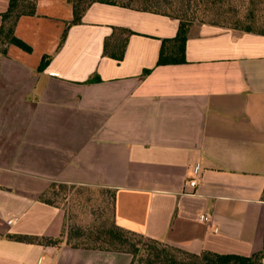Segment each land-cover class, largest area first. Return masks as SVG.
Returning <instances> with one entry per match:
<instances>
[{"label":"crops","instance_id":"0c3cea01","mask_svg":"<svg viewBox=\"0 0 264 264\" xmlns=\"http://www.w3.org/2000/svg\"><path fill=\"white\" fill-rule=\"evenodd\" d=\"M72 20L68 0H35L13 32L31 53L0 46V264H132L7 239L60 238L64 211L39 201L52 185L112 191L124 230L264 264V36L191 24L185 62L157 66L177 20L93 3L57 50ZM115 28L132 33L120 62L103 56Z\"/></svg>","mask_w":264,"mask_h":264},{"label":"trees","instance_id":"16d2710c","mask_svg":"<svg viewBox=\"0 0 264 264\" xmlns=\"http://www.w3.org/2000/svg\"><path fill=\"white\" fill-rule=\"evenodd\" d=\"M134 0H128L125 4H120L112 0H68L73 8V20L67 24L61 36L57 50H59L66 38L67 31L71 25L81 23L82 16L86 10L93 3H101L112 6H120L127 9H135L138 11L159 14L173 18L178 21V30L174 39L162 41V47L157 60V66L169 64H182L184 60V49L187 39V33L192 20L187 16L188 10H174L171 13L160 12L158 9L161 4L159 0H137L141 7H133L129 4ZM170 4V3H168ZM165 6H170V5ZM183 6V5H181ZM185 6V5H184ZM187 6V5H186ZM172 7H170L171 9ZM35 15V0H9L7 11L1 16L2 24L0 28V46L1 45H14L26 53H31V49L15 38L13 32L17 20L22 16ZM247 33H256L264 36V29L256 31L251 26L235 25L233 28ZM132 33L123 29H113L112 35L105 39L103 45V56H107L118 62L122 61L124 51L127 44L128 36ZM170 45V47L168 46ZM51 57L45 56L42 58L39 71H42L50 62ZM149 71H144L142 77H146ZM95 79L88 80L86 83H91ZM60 187L65 189V186L52 185L50 189ZM55 192V191H54ZM110 198L111 220L107 226L104 222L101 226L93 230H85L79 232H66L63 226V231L60 238L56 240H48L47 238H38L33 236L23 235H7L6 238L27 244H56L61 241H66V244L73 249H87L98 250L114 253H124L131 257L132 264H262L263 253H257L250 258H242L231 255H217L211 252H201L199 254H189L177 248L170 247L158 241L149 239L142 235L124 230L118 227L113 220L114 211V194L112 191H107ZM48 191L39 196V201L49 206L58 207L56 203L49 200ZM55 192L54 197H56ZM47 195L48 199L45 198ZM264 198V191H263ZM59 208V207H58ZM72 240L75 243H72Z\"/></svg>","mask_w":264,"mask_h":264},{"label":"rangeland","instance_id":"374dc122","mask_svg":"<svg viewBox=\"0 0 264 264\" xmlns=\"http://www.w3.org/2000/svg\"><path fill=\"white\" fill-rule=\"evenodd\" d=\"M125 4L128 0H112ZM137 0L130 2L133 7H141ZM158 11L171 13L174 10H188L191 24L216 25L233 28L235 25L251 26L256 31L264 29V0H159ZM170 3V4H168ZM170 6H165V5ZM183 5V6H181ZM185 5V6H184ZM187 5V6H186ZM170 7H172L170 9ZM51 187V186H50ZM49 189V200L64 211L65 231L82 233L102 224L109 225L111 218L110 198L107 190L79 186L55 187ZM56 197H54L55 192ZM47 195H46V197ZM104 222V223H103ZM72 243H75L72 240Z\"/></svg>","mask_w":264,"mask_h":264},{"label":"built area","instance_id":"2783aa9c","mask_svg":"<svg viewBox=\"0 0 264 264\" xmlns=\"http://www.w3.org/2000/svg\"><path fill=\"white\" fill-rule=\"evenodd\" d=\"M189 186L194 187L195 186V182H193V181L189 182ZM200 220L203 221V222H206V221H208V218L205 217V216H201Z\"/></svg>","mask_w":264,"mask_h":264}]
</instances>
